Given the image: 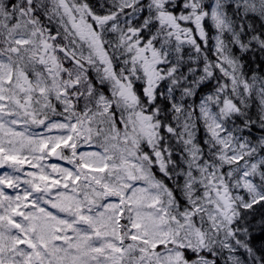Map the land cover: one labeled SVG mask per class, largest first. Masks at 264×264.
I'll return each instance as SVG.
<instances>
[{
  "label": "clouds",
  "instance_id": "obj_1",
  "mask_svg": "<svg viewBox=\"0 0 264 264\" xmlns=\"http://www.w3.org/2000/svg\"><path fill=\"white\" fill-rule=\"evenodd\" d=\"M0 264H264V0H0Z\"/></svg>",
  "mask_w": 264,
  "mask_h": 264
},
{
  "label": "snow or ice",
  "instance_id": "obj_2",
  "mask_svg": "<svg viewBox=\"0 0 264 264\" xmlns=\"http://www.w3.org/2000/svg\"><path fill=\"white\" fill-rule=\"evenodd\" d=\"M98 171H103V169H99Z\"/></svg>",
  "mask_w": 264,
  "mask_h": 264
}]
</instances>
